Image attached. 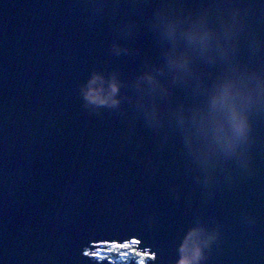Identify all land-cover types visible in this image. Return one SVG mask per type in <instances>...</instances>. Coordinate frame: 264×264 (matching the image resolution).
Returning a JSON list of instances; mask_svg holds the SVG:
<instances>
[{
    "label": "water",
    "instance_id": "water-1",
    "mask_svg": "<svg viewBox=\"0 0 264 264\" xmlns=\"http://www.w3.org/2000/svg\"><path fill=\"white\" fill-rule=\"evenodd\" d=\"M132 240L264 264V0H0V264Z\"/></svg>",
    "mask_w": 264,
    "mask_h": 264
},
{
    "label": "clouds",
    "instance_id": "clouds-1",
    "mask_svg": "<svg viewBox=\"0 0 264 264\" xmlns=\"http://www.w3.org/2000/svg\"><path fill=\"white\" fill-rule=\"evenodd\" d=\"M148 79L151 81V77H149ZM98 81H100V77L98 76H94L89 81L87 89L84 92L85 100L88 103L97 106L114 107L118 105L119 101L114 99L119 90L115 80H113V82L109 84L110 91H108L107 94H105V90L102 87H96ZM234 128L238 134H243L245 128L243 120L234 116ZM181 264H189V262L187 260H182Z\"/></svg>",
    "mask_w": 264,
    "mask_h": 264
},
{
    "label": "snow or ice",
    "instance_id": "snow-or-ice-1",
    "mask_svg": "<svg viewBox=\"0 0 264 264\" xmlns=\"http://www.w3.org/2000/svg\"><path fill=\"white\" fill-rule=\"evenodd\" d=\"M139 243L137 240H132L131 243H114L112 244L111 252H114L116 255H120L127 262L129 258L134 260V264H147L148 261L154 260L155 257L144 253L138 250ZM90 253H85V256H89ZM92 258L95 259H104V257L99 256L96 253L91 254Z\"/></svg>",
    "mask_w": 264,
    "mask_h": 264
},
{
    "label": "trees",
    "instance_id": "trees-1",
    "mask_svg": "<svg viewBox=\"0 0 264 264\" xmlns=\"http://www.w3.org/2000/svg\"><path fill=\"white\" fill-rule=\"evenodd\" d=\"M100 256L104 257L101 261L109 262L110 264H128L134 262L133 259L129 258L126 262L124 258L120 255H116L114 252H111V245H102L100 246ZM100 260V259H99Z\"/></svg>",
    "mask_w": 264,
    "mask_h": 264
},
{
    "label": "rangeland",
    "instance_id": "rangeland-1",
    "mask_svg": "<svg viewBox=\"0 0 264 264\" xmlns=\"http://www.w3.org/2000/svg\"><path fill=\"white\" fill-rule=\"evenodd\" d=\"M100 249H101V248H100V245L97 246L93 251L90 252L89 257L92 258V256H91L92 253H96V254H98V255L100 256ZM93 259H94V260H98V261L101 262V260H99V259H95V258H93Z\"/></svg>",
    "mask_w": 264,
    "mask_h": 264
}]
</instances>
